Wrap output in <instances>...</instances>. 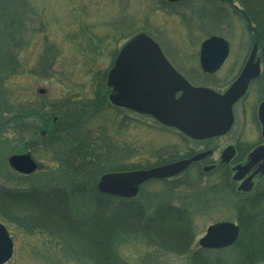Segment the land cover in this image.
I'll list each match as a JSON object with an SVG mask.
<instances>
[{"label":"rangeland","instance_id":"1","mask_svg":"<svg viewBox=\"0 0 264 264\" xmlns=\"http://www.w3.org/2000/svg\"><path fill=\"white\" fill-rule=\"evenodd\" d=\"M231 3L0 0V56L9 51L17 63L16 67L7 66L0 75V185L11 191L65 188L71 195L72 220L91 227L93 216L97 218L94 201L102 175L186 160L206 147L161 127L150 117L110 105L107 74L122 46L133 35L145 32L193 86L225 90L246 63L254 43L253 34L236 12L242 9L239 1ZM211 37L229 45L225 65L212 77L204 75L199 67L201 44ZM258 53L260 74L235 106L234 126L217 139V150L237 140L247 150L260 142L256 120L247 110L251 102L255 108L262 99L259 89L264 78V45L261 52L258 47ZM14 69L17 75L8 77ZM39 90L44 94L40 95ZM60 106L70 109L69 114L77 120L73 121V132L59 133L51 142L38 136L40 117L23 119V135L15 132L16 123L2 126L19 108L35 110L36 114L42 109L43 117ZM25 153L31 154L41 170L20 177L9 170L7 159ZM202 164L174 178L146 183L134 200L147 210L146 217L164 204L185 210L192 227L188 252L180 255L163 251L141 235H121L112 244L118 264H193L192 255L202 251L198 243L209 226L223 222L238 225L236 208L243 200L233 197L227 177L217 172L204 174ZM23 216L20 211L7 215L5 220L0 217L14 245L7 264L104 263L93 261L95 254L99 257L98 246L80 245L68 234L55 236L46 230L13 224ZM235 244L220 252H204L211 259L208 264H242V246Z\"/></svg>","mask_w":264,"mask_h":264},{"label":"water","instance_id":"2","mask_svg":"<svg viewBox=\"0 0 264 264\" xmlns=\"http://www.w3.org/2000/svg\"><path fill=\"white\" fill-rule=\"evenodd\" d=\"M176 3L183 0H164ZM229 52L228 44L218 37L204 41L200 49V66L204 73L216 72ZM257 43L251 49L247 63L238 79L222 95L208 88L192 87L168 63L159 46L145 33H139L121 49L107 77L111 88L109 101L112 105L139 114L150 115L162 125L174 127L194 140L209 139L228 132L233 123L232 106L245 94L251 80L259 75V61L255 60ZM43 94V91H39ZM181 93L179 98H175ZM264 103L258 115L264 138ZM45 136V133H41ZM203 156L180 161L149 170L109 173L101 176L97 190L104 195L131 199L145 182L166 179L183 173L190 163ZM264 159V147L249 155L245 167L236 169L233 180L240 181L256 163ZM8 165L19 174L30 175L37 170L29 154L13 155ZM208 171V170H205ZM260 173L264 171L259 170ZM248 181L239 191L248 192ZM238 228L230 223H220L207 229L199 241L204 249L218 250L231 246L237 239ZM13 253V243L6 228L0 224V264H5Z\"/></svg>","mask_w":264,"mask_h":264},{"label":"trees","instance_id":"3","mask_svg":"<svg viewBox=\"0 0 264 264\" xmlns=\"http://www.w3.org/2000/svg\"><path fill=\"white\" fill-rule=\"evenodd\" d=\"M211 1L229 6L232 2V0ZM238 1L242 9L236 11L234 8V10L245 21L248 29L253 26L252 31L261 52L264 45V0ZM7 66H17L15 58L10 56L9 51L8 53L3 52V55L0 56V75ZM12 71L8 77L17 75L18 70ZM4 78L6 79L5 76ZM65 107L60 106L53 114L43 117L42 109L38 110L36 114L35 110L29 112L27 109L19 108L14 115H11L7 123L5 120L2 126L9 125L10 122L16 123L15 132L18 135H23L25 132V126L21 124L23 119L40 117V126L46 124V129L49 132V137L43 140L51 142L52 137H57L59 133H68L74 130L72 124L73 121L77 120V117L73 118L72 114H69L70 109L63 110ZM54 118H56L55 122H53ZM63 138L68 139L64 136ZM66 163L69 164L70 160L67 159ZM68 198H71V195L65 188L48 193L40 190L37 192L32 189L9 191L0 185V217L5 220L7 215L21 211L24 215L23 218L19 217L13 224L16 226L24 224L33 229L46 231H48L46 222L54 218L56 219V227L54 231H49V233L55 236L64 235L65 237L69 235L80 245L100 247L101 249H97L100 258L93 252L95 254L93 261L101 260L104 262L100 264H118L117 261L119 260L112 251V244L121 235H141L156 249L171 251L180 255L186 254L192 245V227L189 216L181 208L164 204L155 210L150 217H146L145 208L138 207L134 200L110 198L97 192L94 201L97 218L95 219L93 216L94 219L90 227L83 223L78 225L72 220ZM236 209L239 238L235 245L241 244L242 246L241 252H244L241 255L242 264L264 262V215L261 205L252 200H246L237 205ZM204 254L203 251L195 252L191 258L193 264H208L211 259L208 258V254ZM213 261L215 260L213 259Z\"/></svg>","mask_w":264,"mask_h":264},{"label":"flooded vegetation","instance_id":"4","mask_svg":"<svg viewBox=\"0 0 264 264\" xmlns=\"http://www.w3.org/2000/svg\"><path fill=\"white\" fill-rule=\"evenodd\" d=\"M257 58L259 60V67H260V71H261L262 64H261V59H260V55L259 54H257ZM226 61L223 63L222 67L225 65ZM244 65H245V63H244ZM244 65H243V67H244ZM243 67H242V69H243ZM242 69L238 73L237 77L241 73ZM215 74H213V75H215ZM213 75H207V76H211L212 77ZM237 77L231 82V84L237 79ZM262 80H263L262 81V87H260V89H259V94L262 97V99L258 102V104L256 105L255 108H253L252 102H251L250 107L247 108V110L249 112L251 111V114H253V118H254V120H256V124H257L258 129H259L258 134H259V137H260V142L258 144H256L254 147H252L251 149L247 150V147L244 146L243 143L240 142V140H237V142L229 143V144L225 145L224 147H220L217 150V146L220 143L217 139L227 135L228 132L232 129V127L234 126V122H235L234 108H235V106L238 103H240L244 99V97L248 93L249 88L251 87V84H253V82L255 83L257 81V79H254V80H252L250 82L245 95L239 101H237V103H235V105L232 107L233 124H232L231 129L226 134H224V135H222L220 137H215V138H210V139H203V140H192V139H189V138H187L185 136L184 137L189 139V140H191V141H193V143H195L197 145L206 146V147H203L202 149H199L198 150L199 152H195L194 155L191 156V157H193V156H195L197 154H205V157H203L198 162L192 163L190 165V167H192V166H194V165H196V164H198L200 162H203L202 165H205V166H203L201 168V171L208 170L207 174L212 173V172H217L222 177H227L229 179L230 188L232 190V195H233L234 198L242 199L243 201L252 200L253 202H256V204L262 205V208H263V201H264V173H260L259 170L264 171V159L259 161L255 165H253L246 172V174L243 175V177H242V179L240 181L233 180V177L236 174V169L240 168V167H245L248 164L249 155L256 148L264 147V138L262 136V128H261V124H260V121H259V115H258L259 106L261 105V103H264V78ZM231 84L225 90H223L221 92L217 91V93L223 94L231 86ZM263 117H264V112H263ZM163 128H165V127H163ZM166 129H171V130L177 131L176 129H172V128H166ZM177 132H179V131H177ZM214 156H216V157H214ZM191 157H188L186 159H190ZM246 181H248V184H247L248 186L247 187H251L250 190L248 192L239 191L238 187L243 182H246ZM263 215H264V213H263Z\"/></svg>","mask_w":264,"mask_h":264},{"label":"bare ground","instance_id":"5","mask_svg":"<svg viewBox=\"0 0 264 264\" xmlns=\"http://www.w3.org/2000/svg\"><path fill=\"white\" fill-rule=\"evenodd\" d=\"M248 29V28H247ZM248 31L250 32V33H252L253 34V37H254V42H257V39L255 38V35H254V32L252 31V28H249L248 29ZM32 190L33 191H37V192H39V188L38 187H32ZM58 191L59 189L58 188H54V187H51V188H47V189H45V192H48V193H51L52 191ZM40 191H43V190H40ZM137 197H134L132 200H135ZM138 207H140L139 206V204H138ZM69 208H70V210H71V205H70V203H69ZM143 210V209H142ZM146 209H144V212H145V214H147V211H145ZM46 227L48 228V231L47 232H49V231H54L55 229V227H56V219H50V220H48L47 222H46ZM112 251H113V249H112ZM95 253V252H94ZM101 257V256H100ZM99 257V258H100Z\"/></svg>","mask_w":264,"mask_h":264}]
</instances>
